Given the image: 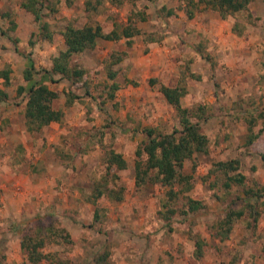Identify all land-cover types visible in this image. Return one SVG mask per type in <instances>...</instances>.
I'll return each instance as SVG.
<instances>
[{"label": "rangeland", "instance_id": "1", "mask_svg": "<svg viewBox=\"0 0 264 264\" xmlns=\"http://www.w3.org/2000/svg\"><path fill=\"white\" fill-rule=\"evenodd\" d=\"M8 1L14 6V20L7 29L0 26V69L8 71L11 80L4 86L0 77V87L11 92L6 102L25 103L30 85L43 83L59 92L52 105L62 116L51 122L55 127L50 135L30 138L33 151L16 147L10 152L0 145V161H18L13 173L0 174V264H30L20 238L38 226L40 235L45 227L60 235L46 240L42 250L47 257L36 264H264V190L259 196L245 191L264 188V0L250 4L251 20L247 12L231 20L241 32L222 30L219 44L209 47L200 40L195 54L191 50L181 55L177 74L187 87L184 107L197 113L198 106L204 107L201 119L194 115L193 120L209 140L206 153L195 152L184 161L181 172L189 177L190 189L182 191L179 179L172 186L154 180L137 185L134 173L135 161L146 160L145 153L136 154L148 140L146 128L154 135L180 128L174 109L156 91L171 77L164 72L165 52H150L170 29L171 19L160 10L168 3L124 0L117 6L94 0L96 9L87 11V0H39L41 21L51 33L47 40L40 38L41 23L32 14L24 13L31 17L23 16L17 29V3L26 0ZM177 1L173 9L183 12ZM137 11L146 16L134 20L141 33L131 37L130 46L137 51L114 50L97 57L91 53L94 47L74 54L69 63L83 72L77 81L48 73L65 47L61 31L66 24L98 23L107 32ZM109 41L98 39L99 49ZM11 54L20 59L8 62ZM25 69L31 71L29 81L24 80ZM157 71L161 73L155 75ZM251 117V134L258 135L248 144ZM110 151L122 156L125 168L108 164ZM233 159L240 164L229 175L242 174L241 183L221 173L208 174L213 163ZM188 197L204 207L187 211ZM240 207L244 214L221 238L217 222L229 208ZM66 234L70 241L64 239Z\"/></svg>", "mask_w": 264, "mask_h": 264}, {"label": "trees", "instance_id": "2", "mask_svg": "<svg viewBox=\"0 0 264 264\" xmlns=\"http://www.w3.org/2000/svg\"><path fill=\"white\" fill-rule=\"evenodd\" d=\"M97 3H101L102 0H95ZM110 4L121 5L124 0H105ZM94 0H87L86 10L96 9ZM253 0H180V5L186 16L192 18L195 10H197L200 4L216 11L219 16L223 19L230 17L234 20L235 15L240 12H247V20H251V12L249 9L250 4ZM37 3L40 6H37ZM41 3L39 0H26L21 3L25 9L34 15L36 21H40V38L41 39H51V33L48 30V23L46 21H41ZM165 11L166 16L175 14L173 8H165L164 6L160 9ZM146 20V16L143 12H131L127 17V23L116 26L114 24L113 29L105 32L102 26L98 23L86 24L82 26H74L73 24H66V26L61 31L64 49L61 50L58 55L52 61V67L48 73L52 76L54 74L60 75L62 78L73 79L75 81L80 80L83 76L81 69L72 66L69 61L72 55L81 53L87 49H92L95 47L98 39L104 40H118L120 38H125L128 45L131 44V37L136 34H140L139 30L134 25V20ZM248 22V21H247ZM250 22V21H249ZM13 23V22H12ZM238 22L233 23V32L239 33L240 29L236 27ZM4 34V31H1ZM149 36H151L149 34ZM152 41V36L148 37ZM145 37V39L148 40ZM13 41H15L13 39ZM16 51L17 47H15ZM109 76L113 77L114 72L109 71ZM0 77L3 78L4 86L10 84V77L8 71L0 69ZM24 80H31L30 69L24 70ZM184 78L181 77L179 82L174 87H168L165 85H160L159 90L163 94L167 103L172 106L174 112L178 118V124L180 128H174L171 133L154 135L153 130L146 128L144 131L148 136V140L143 143L141 148L136 151L137 156H141L143 153L146 154V160L142 162L137 159L134 164L135 173V183L137 185L145 184L147 181L154 180L155 182H160L165 186H172L174 182L181 181V191L189 190V177L185 176L181 172V168L185 160L190 159L195 152L206 153L208 149V137L204 134L200 127L198 120L201 119L203 115V106H198L197 110L194 111L193 108L184 107L181 105L180 98L186 93V88L183 81ZM51 81H54L51 78ZM116 87V84H113ZM23 87H19L21 91ZM59 92L50 89L46 84H31L28 88V94L26 97L23 115L26 130L29 132L39 131L44 126L50 124L51 122L59 121L62 116V112L59 109L53 107V101L58 97ZM8 99L7 91L0 87V103L6 102ZM193 110V111H192ZM197 117L198 120H193V116ZM255 118L251 117L247 120V128L249 130V138L247 143H252L258 134H251L252 127L255 124ZM264 128V126H263ZM261 127L258 133L263 130ZM108 156V164H114L117 168L122 169L126 167V162L119 153L110 151ZM239 160H227V161H217L213 163L212 168L209 169L208 174H223L226 175L229 180H235L237 183H241L244 179L242 174H235V178L229 175L230 172L236 171L239 167ZM151 171H154L153 174ZM179 179V180H178ZM224 186L229 187L227 180L224 181ZM261 189L247 188L245 191L250 195L259 196V191ZM102 193V190H100ZM262 195H264L262 193ZM187 211L194 212L203 208V204L194 200L193 198H187L186 200ZM244 214V208L240 207L237 209L229 208L225 213V216L217 222L219 228V235L221 238L228 236L232 225L235 220L240 218ZM256 217H254L255 221ZM53 228V227H52ZM51 227L44 228V235H40L42 228L37 227L33 230L28 228L27 231L23 233L20 238V249L24 253L27 262L30 264L39 263L41 260L46 259V254L43 252L46 240L51 236L60 235V231L52 230ZM57 231V232H56ZM67 237V238H66ZM64 239H68L69 235L66 234ZM200 242H196L197 247ZM199 252V253H198ZM198 254L201 253L200 249ZM21 264H26L25 262Z\"/></svg>", "mask_w": 264, "mask_h": 264}, {"label": "crops", "instance_id": "3", "mask_svg": "<svg viewBox=\"0 0 264 264\" xmlns=\"http://www.w3.org/2000/svg\"><path fill=\"white\" fill-rule=\"evenodd\" d=\"M165 3L166 4L168 3V8H171V7L175 8V4L177 5L178 1L177 0H164L162 1L161 5ZM200 7L201 8L199 12L194 14L192 18H188L187 16H185L188 20H186V18L184 17L185 15L184 11L180 12L179 10H175V14L169 16L172 22L169 25L170 26L169 31L165 33V35L163 36L159 44L156 42V45L154 47L152 46L153 49L150 50V52L152 53L157 50L165 52L166 67H165L164 72L166 73L170 72V75H171V77L169 78L170 79L169 82H161L159 83V86L165 85L168 87H174L177 85L180 78L183 77L177 74V66L179 65L183 57L181 55H184V52L191 51V50L195 54L196 52H195V49L193 48L194 47H196V49L197 47L199 48L200 40H202L203 43L208 44V46L211 47L212 45L214 46L215 44L220 43L222 30L223 31L226 30L227 34L232 33L231 32L232 30L231 20L233 19H231L230 17L223 19L219 16V14L216 11L208 7L202 6V5H200ZM16 8L18 9L16 11L21 16L16 19V22H17L16 28L20 29V25L23 22V16H27L30 18L31 16H28V15H31L32 13L26 10L24 7H22L21 3L20 4L17 3ZM12 11H14V6L9 4L8 0H0V24H1L0 26L2 28L5 27L7 29L9 27L8 24L9 23L11 24L13 22L14 17H12L13 15ZM24 13L28 15H25ZM2 15H4L5 17H1ZM6 15L10 16V19L7 18ZM110 30L111 29L107 31H110ZM6 40L10 43V45L14 46V43H12L13 37H11L10 39L8 36ZM124 42H125V38L123 37L118 40H110L108 42V45L105 46L106 47L105 49H99V46H98L99 44L96 42L97 45L91 51V53H93V55H96L97 57L99 55L103 57L105 55H108L109 53H112L114 50L127 52L129 51V49H131V52H132V50L134 51V49H136L137 51V48H135V45L126 46L124 45ZM151 45H154V44H151ZM3 56L5 57L4 54ZM11 57L12 58H9L7 60L8 62L16 61L17 58H19V56L15 57V55L13 54H11ZM200 57L201 56H199L198 59L202 60ZM6 59L7 58L5 57L4 61ZM131 60L133 61V58ZM193 64H196V63H191L192 67H194ZM14 66H15V63H12L11 67H14ZM191 69H192L191 70L192 72L195 71L193 68ZM160 73H161L160 71H157L155 75H158ZM156 91L162 94L159 90V87L156 89ZM7 93L10 94L11 92L8 91ZM185 95L186 93L184 94V96ZM184 96L180 98V102L182 106L186 105V103H184V99H185ZM24 105H25L24 102L20 105H12V104L8 105L7 102L0 103V145L5 144L6 149L5 148L4 149L6 151L11 152L10 149H14L16 147H18L19 149L25 147L28 152L30 150L33 151L31 143H30V138H32V136L33 137L40 136L39 139H43L42 136H45L47 133L50 135V131H51L50 129L55 127V125L51 123L49 124L50 125L49 127L44 126L40 130V132L27 131L25 127L24 115H23ZM28 140H29V143H27ZM17 162L18 161L10 162L8 165H6V160L1 159L0 174L9 172V171L13 173L11 170L12 169L11 167L12 165H14L13 168L16 169L18 167ZM9 222L10 221L8 220V223Z\"/></svg>", "mask_w": 264, "mask_h": 264}]
</instances>
